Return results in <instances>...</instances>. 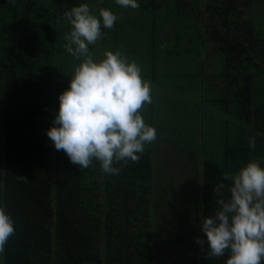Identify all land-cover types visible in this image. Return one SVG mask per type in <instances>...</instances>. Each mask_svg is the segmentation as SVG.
<instances>
[{
	"label": "trees",
	"instance_id": "obj_1",
	"mask_svg": "<svg viewBox=\"0 0 264 264\" xmlns=\"http://www.w3.org/2000/svg\"><path fill=\"white\" fill-rule=\"evenodd\" d=\"M78 2L0 0V204L15 229L3 264H162L159 244L172 264H225L227 252L206 255L200 216L215 209L218 181L228 194L226 174L264 164V0H84L117 16L90 52L119 49L152 89L139 111L156 139L138 161L115 162L118 174L95 159L79 168L44 132L78 62L62 18ZM174 98L192 107L167 120Z\"/></svg>",
	"mask_w": 264,
	"mask_h": 264
},
{
	"label": "clouds",
	"instance_id": "obj_2",
	"mask_svg": "<svg viewBox=\"0 0 264 264\" xmlns=\"http://www.w3.org/2000/svg\"><path fill=\"white\" fill-rule=\"evenodd\" d=\"M123 8H138V0H115ZM99 3V0H98ZM70 25L64 45L78 59L67 86L57 93L52 123L44 129L56 150H63L70 162L87 168L95 159L104 173L118 174L115 162L140 159L145 146L156 139V129L139 111L151 103V84L141 76L135 60L119 49H103L93 55L89 45L101 38L102 26L111 28L117 19L107 7L80 0L62 10ZM248 145L255 147V137ZM214 186L216 207L200 216V229L207 256H223L225 264L264 262V164L248 159ZM205 181L203 175L198 180ZM11 216L0 204V264L5 243L14 232ZM197 243L202 238H194Z\"/></svg>",
	"mask_w": 264,
	"mask_h": 264
},
{
	"label": "rangeland",
	"instance_id": "obj_3",
	"mask_svg": "<svg viewBox=\"0 0 264 264\" xmlns=\"http://www.w3.org/2000/svg\"><path fill=\"white\" fill-rule=\"evenodd\" d=\"M136 63H137V60H135ZM139 65V64H138ZM141 68V67H140ZM174 85V84H173ZM172 85L171 82H166V88L163 89V91H171V92H166L167 94H170V95H173L174 97L176 98H183V99H186V97L184 95L183 92L184 91H174V86ZM174 93H177V94H174ZM176 98H174L173 101H170L167 105H165V108H164V115L167 117V120L169 118H174V116H172V113L171 111L173 112L174 110H178V111H181L183 113V111L181 109L184 110L185 112V108L186 107H192L188 102H186V100H183V104H179L177 101H176ZM168 99H172V98H167L166 95H164V101L166 102ZM182 102V101H181ZM177 108H180L177 109ZM192 113L193 115L195 114L192 110ZM169 117V118H168ZM209 123L211 124V120L209 121ZM212 126V125H211ZM213 128V127H212ZM212 128H211V131H212ZM214 129V128H213ZM215 132H217L216 129H214ZM174 250L171 246L169 245H158L157 246V253L159 254V257L158 259L161 260L162 264H172V260H175V257L173 256V251Z\"/></svg>",
	"mask_w": 264,
	"mask_h": 264
}]
</instances>
